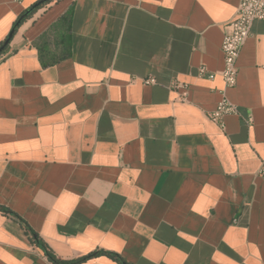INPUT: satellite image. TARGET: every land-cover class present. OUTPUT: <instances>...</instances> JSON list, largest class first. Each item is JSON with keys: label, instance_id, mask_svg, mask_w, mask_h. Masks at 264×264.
<instances>
[{"label": "crops", "instance_id": "crops-1", "mask_svg": "<svg viewBox=\"0 0 264 264\" xmlns=\"http://www.w3.org/2000/svg\"><path fill=\"white\" fill-rule=\"evenodd\" d=\"M39 1L0 0V46ZM239 2L53 0L20 24L0 57V264H264V20L226 90L239 114L208 118Z\"/></svg>", "mask_w": 264, "mask_h": 264}, {"label": "built area", "instance_id": "built-area-1", "mask_svg": "<svg viewBox=\"0 0 264 264\" xmlns=\"http://www.w3.org/2000/svg\"><path fill=\"white\" fill-rule=\"evenodd\" d=\"M18 4H22L24 0H14ZM264 20V0H240L234 19L226 26L221 52L223 54L224 67L220 72L223 80V89L219 92L221 99L217 103L216 108L208 114L209 120L218 124L221 129L224 128V117L227 115H238V108L226 96V90L236 86L238 79L237 61L243 46L251 35V29L255 22ZM199 77L208 76L213 78L214 74H207L205 67L198 70ZM146 85H155L156 80L153 77L143 79ZM181 84H174L177 88ZM187 88V85H182ZM246 123H252V117L248 116ZM259 176L264 180V167L261 168Z\"/></svg>", "mask_w": 264, "mask_h": 264}, {"label": "trees", "instance_id": "trees-1", "mask_svg": "<svg viewBox=\"0 0 264 264\" xmlns=\"http://www.w3.org/2000/svg\"><path fill=\"white\" fill-rule=\"evenodd\" d=\"M50 2L48 3H45V4H41L38 6V8L33 12L35 13L38 9L42 8L43 6L49 4ZM33 13L31 15H33ZM62 21H67V24H68V30H69V26H70V22H71V11H68L65 15L62 16ZM8 47V46H7ZM7 47L2 51V53L0 54V57L6 52V49ZM41 56L43 57V55L41 54ZM69 56V50L68 48L64 51L63 54H61L58 58H56L55 60L52 59V56L50 57H47L46 60H48L47 62L44 63L45 66L47 65H51L53 64L54 62L58 61V60H61L63 58H66ZM0 209L4 212V213H11L9 212L8 209L4 208V207H1L0 206ZM41 245V243H39ZM45 251V254L47 255L48 258H50L52 260V263H55V260L53 259L52 257V254H51V251L45 246V245H41ZM101 253H104L108 256H110L111 258L117 260V261H120V258L119 256H117L116 254H110V253H107V252H101ZM91 255H88L86 256L85 258H81V259H78V260H73V261H61V260H58L57 263H62V264H75V263H78V262H81V261H84L86 260L87 258L91 257Z\"/></svg>", "mask_w": 264, "mask_h": 264}, {"label": "water", "instance_id": "water-1", "mask_svg": "<svg viewBox=\"0 0 264 264\" xmlns=\"http://www.w3.org/2000/svg\"><path fill=\"white\" fill-rule=\"evenodd\" d=\"M53 0H41L39 1L37 4H35L34 6H32L29 10H27L15 23V25L13 26L12 30L10 31L8 37L6 38V40L3 42V44L0 46V54L2 53V51L8 46V44L10 43L11 39L13 38L16 30L18 29V27L20 26V24L41 4H45L48 2H51Z\"/></svg>", "mask_w": 264, "mask_h": 264}]
</instances>
